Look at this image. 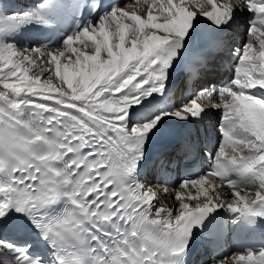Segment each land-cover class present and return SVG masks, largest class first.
<instances>
[{"label": "snow or ice", "instance_id": "obj_1", "mask_svg": "<svg viewBox=\"0 0 264 264\" xmlns=\"http://www.w3.org/2000/svg\"><path fill=\"white\" fill-rule=\"evenodd\" d=\"M207 3L211 10L200 4L195 13L184 0H152L146 18L114 5L55 50L0 43V232L15 231L24 240L13 245L0 239V264H175L192 228L214 209L264 217V98L247 91L264 88V0ZM245 9L253 15L242 47L233 52V78L218 89L202 88L174 111L129 126V106L163 90L194 18L199 14L220 28ZM33 19H40L35 10L13 12L0 24ZM223 47V41H212L210 52ZM210 59L187 63L188 77L207 71ZM200 99L222 112V140L208 172L220 184L208 175L185 179L175 193L178 207L153 214L155 193L132 176L145 141L164 116L198 117L205 108ZM231 171L238 181L224 178ZM225 184L232 189L227 204ZM61 201L64 207L50 214ZM29 223L53 249L50 259L29 254L39 243ZM246 251L232 264H264V247Z\"/></svg>", "mask_w": 264, "mask_h": 264}, {"label": "bare ground", "instance_id": "obj_2", "mask_svg": "<svg viewBox=\"0 0 264 264\" xmlns=\"http://www.w3.org/2000/svg\"><path fill=\"white\" fill-rule=\"evenodd\" d=\"M176 2H180V0H176ZM227 2V0H214V3L221 4ZM152 0H120L117 4L118 7L124 8L128 12H135L137 15H140L142 18L147 17L148 12V4H151ZM200 4L204 5V10H211V5L207 3V0H184V5L191 11L195 13H199ZM24 11H33L30 9L25 2V0H0V17H4L6 14H11L13 12H24ZM39 13V20H31L22 24L16 25H8L5 26L0 24V43H10L13 44L17 48H34L37 47L33 44V41L28 37V29L35 27L39 22L43 19V15L41 12ZM109 12V11H108ZM155 14V13H154ZM245 12L236 10L233 13V19L225 25H221L220 28H217V32L221 33L223 37L224 47L215 54V58L218 61L224 57L229 62H236V55L232 54V50H236V46L234 43H240V40L243 38L244 34L241 31L243 27ZM129 22V21H125ZM95 23V22H94ZM212 24L207 18L200 16L199 14L194 18V31L188 34V37L185 40V46L180 51L190 49L194 44H197V39L193 37L199 32H203L206 28V25ZM80 30V29H79ZM78 30V31H79ZM232 32L230 35L229 33ZM231 36L234 37L230 43H225L227 39ZM63 41L59 44V46L48 48L50 50H55L63 47ZM74 46H78L74 45ZM91 54L92 49H85ZM73 59L75 57L73 56ZM211 63H214L211 59ZM215 65H219L218 62L214 63ZM220 66V65H219ZM186 73L184 63L180 61L173 63L171 67L168 69L167 78L164 81V88L166 85H171L170 93H167V99H162L158 101L154 105L156 96L153 92L147 97H142L139 103L132 104L128 108V114L126 117L127 123L129 126H134L137 124H142L146 120H150L154 115L162 112L160 105H167L168 111L176 110L182 102H187L190 99L187 95L181 94L178 98H173L172 89L180 84V78L182 75ZM38 71H30L29 75L35 76L38 75ZM54 76V73H53ZM204 83L208 82L211 85L215 84V80L217 76L209 71H205L202 75ZM47 76H43V79H46ZM54 83H59L54 79ZM198 83L194 84V89L198 88ZM66 87V86H65ZM163 88V90H164ZM2 85H0V91H2ZM162 90V92H163ZM180 89L179 92H181ZM149 102L147 105L146 103ZM219 97L212 101V103H218ZM198 103H201L204 106V110L200 113V115L196 118L189 116L185 120H179L172 116H164L161 122L154 128L149 134L143 146V158H141L136 168L134 169L132 176L136 181L145 185L147 188H150L153 193L156 195V200L153 202V214L157 208H171L175 210L178 207V202L176 200V191L180 190V183H177L176 178L173 177V168L169 165L167 168H163L162 162L163 158H160L154 161L152 154L154 153V148L158 143L156 139H153L154 135L159 132L163 127L167 129H178L179 133L183 137V141L191 140L195 138V134L198 132L200 134V138L204 136L203 131L200 130L199 124L204 121L205 118H222V112L219 108L211 107L208 101L200 99ZM170 154L167 156L169 158L171 155L177 153L181 150V145H177L172 147ZM209 180V179H208ZM211 181V180H209ZM213 182V181H211ZM215 183V182H213ZM218 184L219 183H215ZM167 190V191H165ZM195 191L194 189L192 190ZM221 191L227 193L222 197L225 204L232 202V189L221 185ZM203 200V197L201 198ZM189 203H193L190 201H185ZM213 211L221 212L227 219L232 221H236L239 217V214L232 213L225 208H217ZM11 215L14 217H20L21 213L11 211ZM8 232V231H6ZM261 238L264 240V235H261ZM0 239H5V232H0ZM200 253L196 257L197 264H213V261H224L225 264H232L233 257L238 255H246L247 253L240 252L237 248L232 245L227 246L226 251H217V253L213 254L208 251L206 247L201 250ZM205 253V255H203Z\"/></svg>", "mask_w": 264, "mask_h": 264}, {"label": "rangeland", "instance_id": "obj_3", "mask_svg": "<svg viewBox=\"0 0 264 264\" xmlns=\"http://www.w3.org/2000/svg\"><path fill=\"white\" fill-rule=\"evenodd\" d=\"M246 39V36H244L241 41H240V45H242V43L244 42V40Z\"/></svg>", "mask_w": 264, "mask_h": 264}]
</instances>
